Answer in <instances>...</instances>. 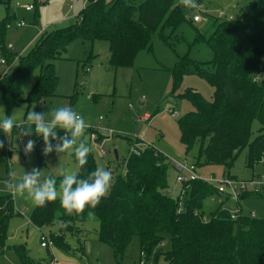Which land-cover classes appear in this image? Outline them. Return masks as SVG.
Instances as JSON below:
<instances>
[{"label":"trees","instance_id":"16d2710c","mask_svg":"<svg viewBox=\"0 0 264 264\" xmlns=\"http://www.w3.org/2000/svg\"><path fill=\"white\" fill-rule=\"evenodd\" d=\"M203 1L196 0V3L201 5ZM0 5L5 4L0 0ZM32 5L37 7L36 1ZM5 10V17L0 21V54L10 67L12 58L18 55L7 49L4 42L6 25L13 17L6 5ZM191 13L192 10L184 7L180 0H87L76 23L44 33L26 55L18 56L11 72H3L0 107L4 109V115L10 116L22 102L26 104L27 113L57 96L58 77L54 62L66 60L64 55L73 41L106 42L109 67L130 68L141 50H151L154 33L158 32L165 41L164 30L174 33L183 23L198 24L192 21ZM207 17L208 26L202 32L195 29L196 37L190 47L205 43L212 52V60L201 63L187 54L179 58L169 70L171 94L179 90L186 76H196L213 89L211 101L191 88L176 95L194 109L177 121L179 141L186 155L195 145L199 146L194 163L197 168L219 166L224 175L231 176L234 162L243 150H247L245 165L250 170L262 164L264 157V80L261 83L255 81L264 73V6L249 3L240 20ZM92 57L89 55L81 65L82 69ZM36 70L38 77L22 100V83ZM79 89L75 82L73 94L68 98L72 109ZM254 121L260 130L251 140ZM19 131L13 128L12 136L34 139L41 164L43 138L35 135L34 126L30 136H20ZM65 136L72 138L67 132L57 135L58 138ZM0 140H4L2 131ZM77 140L83 141L79 137ZM59 142V139L51 141L52 144ZM136 143L131 140V145ZM71 157L78 167L79 179H87L96 170L91 153L83 167L79 166L74 153ZM169 166L168 159L150 145L138 156L130 152L124 162V174L113 179L108 195L95 209L86 207L83 214L69 216L57 199L43 207L36 206L30 215V223L40 229L57 221L58 234L49 238L53 247L77 258L85 255L84 243L78 242L72 247L65 242V237L70 236L77 242L75 234L82 232L79 227L94 217L99 224L98 240L112 250L115 261L122 257L132 239L138 237L141 258L145 261L162 257L165 264H264V219L241 216L231 220L227 210L218 208L210 213L208 221H204L202 208L216 190L197 180L188 184L181 199L167 196L164 192L168 188ZM61 178H56L57 188ZM248 198L256 197L246 195L242 200ZM15 216L22 215L14 210L11 197L0 196V254L10 249L7 245L9 221ZM167 238L170 249L160 252L158 247ZM45 249L48 258L52 259L50 250ZM15 252L20 264H33L25 252L19 249Z\"/></svg>","mask_w":264,"mask_h":264},{"label":"rangeland","instance_id":"374dc122","mask_svg":"<svg viewBox=\"0 0 264 264\" xmlns=\"http://www.w3.org/2000/svg\"><path fill=\"white\" fill-rule=\"evenodd\" d=\"M1 1L8 7V13L13 14L10 22L12 27L5 30V45H12L13 52L21 56L26 55L35 46L39 39L38 34L42 29L50 31L76 23L87 0ZM33 1H36L37 7L31 13H24L21 8H15L16 3L26 5ZM251 2L264 6V0H204L203 4L192 10L190 17L199 13L202 16L218 18L223 14L231 16L234 20H240L245 6ZM5 5H0V21L5 16ZM199 6L203 7L206 14L199 10ZM16 21H22L23 26L16 29L13 26ZM207 26L206 23L193 26L183 23L174 33L166 29L163 35L167 44L160 38L158 32L154 33L151 37V50L149 51L147 48L141 50L130 68L113 69L109 67L108 44L106 42L73 41L64 55L67 59L54 62L55 73L58 77L57 96L40 103L36 109H29L28 112L33 110L50 113L52 109L70 106L68 98L72 96L76 82L80 89L73 110L81 115L87 124L81 138L91 148L90 153L94 157L96 168L103 167L110 170L113 179L117 175H123L124 162L133 146L131 140L134 141V136H137L169 158L166 157L170 163L167 173L168 188L164 193L175 198L178 185L175 181L176 172L170 161H182L187 157L188 161L196 163L199 147L195 145L186 155L184 147L179 141L180 132L177 121L194 109L189 102L177 99L176 95L191 88L206 100L211 101L213 89L196 76H186L179 90L172 95V79L169 70L179 58L186 54L201 63H208L212 60V52L205 43L190 47L196 37L195 29L202 32ZM89 55H93V57L90 63L85 64V68L82 69L81 65ZM18 56L12 58L8 70L7 68L1 69L0 66V77L2 72H11L16 67L14 64ZM3 58L0 54V59ZM263 76L264 73L258 77L259 82ZM37 77L38 70L24 79L21 87L22 100H25ZM26 110V104L22 102L10 116H14L18 122L25 123L28 113ZM170 111L176 112L178 117H173ZM144 114L152 117L148 124L139 121ZM3 115L4 109L0 107V117ZM99 117L102 118L101 121ZM46 119L50 120L51 116H46ZM259 128V124L254 121L251 125L253 133L251 140L258 135ZM53 131L56 135L66 133L58 127ZM92 132L95 134H91ZM109 132H112V135ZM3 138L5 146L3 150L0 149V196L8 195L7 185L10 183V179L17 183L22 180L25 171L31 172L33 168L41 170V180L49 176L55 179L62 177L65 170L78 172V167L71 157L74 151L60 153L53 151L47 156L42 151L43 159L40 164L35 148L30 154L25 155L23 149L28 140L11 135L6 144L4 135ZM77 143H79L78 140ZM52 145L55 148L56 144ZM98 146H101L106 152L104 157L99 155ZM44 147L45 145H43V150ZM115 151L117 160L114 155ZM246 153L245 149L238 155L230 171L231 176L242 181H247L256 173H264V157L262 164L256 166L254 170H250L245 165ZM6 155L9 159L6 158ZM12 171H15V175L9 176V172ZM197 173L202 177L220 178L224 175V170L219 166H201ZM221 199L224 198L216 194L206 199L202 208L205 221H208L210 213L220 207ZM12 201L14 210L22 216H15L9 221L7 245L10 249L0 254V264H20L15 252V249L20 247L24 248L23 252L29 256L33 264H51L53 256L52 259H49L46 249L42 248L40 244L42 239L50 241V235L58 234L59 223L55 221L52 226L38 229L30 223V215L36 206L29 199L21 196H17ZM240 205L243 214L249 215L253 212L256 219H264V199L248 198L241 200ZM224 206L226 207V205ZM228 206L233 207L232 203L227 205V208L232 209ZM221 208L224 209L223 205ZM98 227V221L94 217H90L85 225L79 227L82 231L81 234H75L77 242L70 236L65 237V242L72 247H75L78 242L84 243L85 255L81 258L66 255L53 247L52 250L57 258L56 264H141L142 262L143 264H165L162 257L156 261H153L152 258L147 261L141 258L138 237L132 239L122 257L115 261L112 250L98 240ZM158 249L160 252L170 249L168 238Z\"/></svg>","mask_w":264,"mask_h":264},{"label":"clouds","instance_id":"9594fccd","mask_svg":"<svg viewBox=\"0 0 264 264\" xmlns=\"http://www.w3.org/2000/svg\"><path fill=\"white\" fill-rule=\"evenodd\" d=\"M184 7L195 10L198 8L196 0H181ZM50 115L51 119H46ZM34 133L42 137L44 141L43 154L56 151H74L76 160L80 167L87 164V157L91 148L82 140L77 143V138H81L85 132L87 124L85 119L74 111L70 106H62L52 109L50 113L30 111L27 113L25 123H20L14 116L3 115L0 117V131L6 138H10L13 128L19 129L20 136H30ZM66 131L72 138L65 136L58 138L53 131L55 128ZM59 139L60 142L53 147L51 141ZM5 146V141L0 140V149ZM35 146V140L29 139L24 145L25 155L30 154ZM15 171L9 172V176H14ZM41 170L33 168L31 172H26L21 181L14 186L8 184V192L13 196H21L29 199L34 206L43 207L48 202L60 200L61 207L65 213L71 215H81L86 207L95 209L106 197L112 187V173L103 167L96 168L87 179H79L76 172L65 170L59 181L54 177H47L41 180ZM92 213L90 212L89 215Z\"/></svg>","mask_w":264,"mask_h":264},{"label":"built area","instance_id":"2783aa9c","mask_svg":"<svg viewBox=\"0 0 264 264\" xmlns=\"http://www.w3.org/2000/svg\"><path fill=\"white\" fill-rule=\"evenodd\" d=\"M15 8H21L25 12H31L34 10L32 3L27 5H21L20 3H16ZM218 18L219 19L226 18L227 20H232L231 16H225L223 14L219 15ZM192 21L194 23L205 24L208 22V17L202 16L201 14L197 13L192 17ZM13 26L15 28H21L23 26V22L17 21L14 23ZM10 27H12L11 24L6 25L7 29ZM7 49H9L10 51L13 50L12 46H7ZM0 66L1 68L8 67L4 59H0ZM258 77L255 78V81L257 83H261L264 80V76L261 82H259ZM170 113L173 117L175 118L178 117L176 112L170 111ZM99 120L101 121L102 118H99ZM139 121L148 124L151 121V117L145 114L143 115L142 118L139 119ZM109 134L112 135V132H109ZM93 137L94 136H92V138ZM134 137H135L134 140L137 141V143L134 144V146H132L130 152L131 154L138 156L140 154V151L145 147H147L148 145L145 144L142 140H140L137 136ZM8 139L9 138L5 137L6 144L8 143ZM98 148H99L98 150L99 155L104 157L106 152L102 149L101 146H98ZM163 156L166 157L165 155ZM6 158L9 159L8 155H6ZM172 164H173V169L176 172L175 181L179 186V191L177 196H179L180 199L184 196L186 189L189 187L188 186L189 183L193 181L201 180L214 187V189L217 192L216 195L223 197L224 200L230 201L236 205V209L230 213L231 220H236L241 216H248L250 218H255V214L253 212H251L249 215L243 214L242 209L240 208V202L242 200V197L246 195L264 199V174L253 175L252 178H250L247 181L238 180L232 176H226V175H223L220 178H216L213 176L202 177L198 175L197 173L198 168L195 166V164L193 162L188 161L187 159H184L182 161H173ZM9 184H12L13 186L15 185V183H9ZM8 196H10L11 199L17 197V196H13L9 192H8ZM203 219L205 221V218ZM40 246L42 248H48L50 250L53 249L52 243L49 240H45V239H42ZM56 263L57 260L53 258L51 264H56ZM141 264H143V262Z\"/></svg>","mask_w":264,"mask_h":264},{"label":"crops","instance_id":"0c3cea01","mask_svg":"<svg viewBox=\"0 0 264 264\" xmlns=\"http://www.w3.org/2000/svg\"><path fill=\"white\" fill-rule=\"evenodd\" d=\"M2 2V1H1ZM27 4H31V3H27ZM26 4V5H27ZM86 4H87V1H86V3H85V6H86ZM84 6V7H85ZM83 7V8H84ZM199 10L200 11H202V13H204V14H206L205 12H204V10H203V7H201V6H199ZM22 11H24L23 9H22ZM32 12V11H31ZM31 12H25L24 11V13H31ZM5 13H6V11H5ZM11 15V14H10ZM11 16H13V14L11 15ZM5 17V16H4ZM17 22V21H16ZM22 22V21H21ZM198 24H200V23H198ZM17 29V28H16ZM58 29V28H57ZM52 30H55V29H52ZM52 30H50V31H52ZM50 31H45L44 29H42L40 32H39V34H38V36H39V39H40V37L44 34V33H46V32H50ZM39 39H38V41H39ZM38 43V42H37ZM36 43V44H37ZM35 44V45H36ZM9 46H12V45H9ZM12 48H13V50H14V47L12 46ZM12 50V51H13ZM21 56H24V55H21ZM67 59V58H66ZM56 62V61H55ZM15 65V64H14ZM14 65H12V66H14ZM54 65H55V63H54ZM8 68H10L9 66L7 67V70H8ZM2 69V68H1ZM7 72V71H6ZM3 73V72H2ZM145 115V114H144ZM100 118V117H99ZM151 119H152V117H151ZM21 123V122H20ZM139 138V137H138ZM140 140H142L143 141V139H141V138H139ZM144 142V141H143ZM145 143V142H144ZM145 144H147V143H145ZM147 145H150V146H152L151 144H147ZM153 147V146H152ZM16 149V148H15ZM156 149V148H155ZM158 152H160L161 154H163V155H165L164 153H162L161 151H159L158 149H156ZM167 157V156H166ZM168 158V157H167ZM169 159V158H168ZM186 159H187V157H186ZM172 160V159H171ZM173 161H179V160H172V161H170L171 162V164H172V162ZM173 166V165H172ZM257 174H259V173H256L255 175H257ZM233 177V176H232ZM235 178V177H234ZM252 178V177H251ZM249 180V179H248ZM10 183H14V181L13 180H11L10 179ZM16 184V183H15ZM178 191H179V186H178V190H177V194H178ZM177 194H176V196H177ZM229 203H232V202H230V201H226V200H224V199H221L220 201H219V205H220V207L219 208H221V206L223 205V207H224V210H227L229 213H231V212H233L235 209H236V205L235 204H233L232 203V205H233V207H230V206H228V207H230V208H232V209H229V208H227V205H229ZM224 205H226V207L224 206ZM240 208H241V205H240ZM242 209V208H241ZM245 215H247V214H245ZM50 252H51V255L53 256L52 258H54V259H56L57 260V258H56V256H55V254H54V251L53 250H50Z\"/></svg>","mask_w":264,"mask_h":264},{"label":"water","instance_id":"95a60500","mask_svg":"<svg viewBox=\"0 0 264 264\" xmlns=\"http://www.w3.org/2000/svg\"><path fill=\"white\" fill-rule=\"evenodd\" d=\"M114 155H115V158H116V160H117V152H116V151L114 152ZM19 250H20L21 252H23V251H24V248H23V247H20Z\"/></svg>","mask_w":264,"mask_h":264}]
</instances>
